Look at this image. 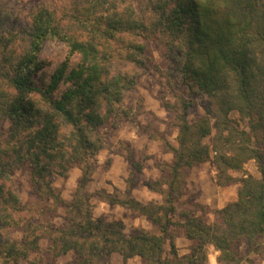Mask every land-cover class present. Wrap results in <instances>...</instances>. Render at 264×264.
Masks as SVG:
<instances>
[{
	"label": "trees",
	"instance_id": "obj_1",
	"mask_svg": "<svg viewBox=\"0 0 264 264\" xmlns=\"http://www.w3.org/2000/svg\"><path fill=\"white\" fill-rule=\"evenodd\" d=\"M51 39L67 47V57L38 84L39 55ZM151 42L165 48L168 73L207 105L189 124V105L181 103L161 205L106 199L158 228L126 236L119 223L92 219L83 186L104 146L98 130L147 70ZM250 160L260 179L239 180L236 201L217 211L213 223L189 211L174 222L185 169L211 162L220 176L240 172ZM75 165L81 185L67 203L51 180L67 178ZM23 167L36 196L63 206L60 225L38 220L22 203L14 175ZM175 225L193 243L188 255L179 256L168 237ZM263 239L264 0H37L25 17L0 0V264H56L69 253L72 264H106L112 254L143 264H206L208 247L219 263L231 264L238 249L256 252Z\"/></svg>",
	"mask_w": 264,
	"mask_h": 264
},
{
	"label": "rangeland",
	"instance_id": "obj_2",
	"mask_svg": "<svg viewBox=\"0 0 264 264\" xmlns=\"http://www.w3.org/2000/svg\"><path fill=\"white\" fill-rule=\"evenodd\" d=\"M9 5L21 17H25L35 9L37 0H9ZM147 51L151 57L147 70L138 79L134 89L123 93L117 114L98 130L103 137L104 146L95 157L91 181L83 186V194L89 200L92 219L101 223H119L126 236L141 231L158 234V228L138 212L119 205H110L105 202L106 199L112 197L125 200L136 196L143 201V205H161L167 191V187L163 185L167 167L173 160L171 151L177 147L176 116L181 114V103L189 105L185 113L189 124H194L204 115L207 105L204 96L191 94L179 83L175 75L168 73L169 63L163 45L151 42ZM67 53V47L61 41H45L39 55L44 64L43 69L35 76V81L38 84L47 83L53 71L66 59ZM77 60V57L72 58L71 65ZM159 112H163L164 116L158 115ZM156 141L160 143L156 145L157 151L153 153L152 147ZM208 142V139L204 140L205 144ZM166 156L171 158L165 160ZM154 171L156 176L146 175ZM76 172L80 174L74 176ZM246 176L260 179L255 161L245 163L238 173L227 172L220 176L211 162L185 169L181 193L174 195V222L182 221L181 214L189 211L202 218L205 223H213L217 219L218 208L228 205L229 197H236L241 186L239 180ZM29 177L27 167L17 170L14 175L16 192L22 203L33 208L38 220H50L60 225L64 216L63 206H51V201L36 196L30 186ZM81 177L80 166L75 165L68 172L67 178L52 177V186L64 202H72L81 185ZM101 204L106 205L108 210L97 214ZM168 237L174 241L179 256L190 253L193 243L187 241L185 231L180 225L172 226ZM47 245V240L40 243L43 249ZM168 245L167 241V250ZM237 251L238 259L231 264H264V239L262 244L257 246L256 252H248L244 246ZM215 253L213 247L207 248L206 264H230L219 263V253ZM73 258L74 255L69 253L58 258L55 263L72 264ZM110 261L111 257L106 264Z\"/></svg>",
	"mask_w": 264,
	"mask_h": 264
},
{
	"label": "crops",
	"instance_id": "obj_3",
	"mask_svg": "<svg viewBox=\"0 0 264 264\" xmlns=\"http://www.w3.org/2000/svg\"><path fill=\"white\" fill-rule=\"evenodd\" d=\"M149 193V192H148ZM135 198H133V200L141 203L143 202L141 199L137 198L136 196H134ZM236 198H237V194H236V197L233 196V197H229L227 200L232 203L234 201H236ZM223 209V207H219L218 210H221ZM142 218V217H141ZM146 220V219H145ZM189 241V240H187ZM217 253V252H216ZM215 253V254H216ZM133 262H135V264H142V261L140 258L138 257H134V258H131V259H128L126 261L123 260L122 256L119 255V254H112L111 255V261L109 264H133Z\"/></svg>",
	"mask_w": 264,
	"mask_h": 264
},
{
	"label": "clouds",
	"instance_id": "obj_4",
	"mask_svg": "<svg viewBox=\"0 0 264 264\" xmlns=\"http://www.w3.org/2000/svg\"><path fill=\"white\" fill-rule=\"evenodd\" d=\"M158 115H160L161 117H163L164 116V113L163 112H159ZM159 143H160V141H156V144L153 145V147H152V152L153 153H155L157 151L156 145H158ZM170 158H171L170 156L164 157L165 160L170 159ZM79 174H80L79 172H76V173H74V176H78ZM146 175L156 176L157 173L154 171L152 173H146ZM107 210H108L107 209V206L104 205V204H101L97 214H99V212H107ZM145 227H147L146 224H145ZM133 264H135V262H133Z\"/></svg>",
	"mask_w": 264,
	"mask_h": 264
}]
</instances>
